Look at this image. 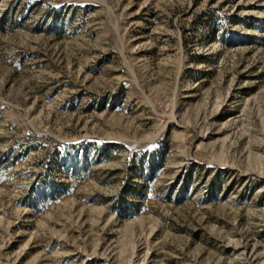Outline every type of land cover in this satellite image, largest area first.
<instances>
[{
    "label": "rangeland",
    "instance_id": "1",
    "mask_svg": "<svg viewBox=\"0 0 264 264\" xmlns=\"http://www.w3.org/2000/svg\"><path fill=\"white\" fill-rule=\"evenodd\" d=\"M0 264H264V0H0Z\"/></svg>",
    "mask_w": 264,
    "mask_h": 264
}]
</instances>
